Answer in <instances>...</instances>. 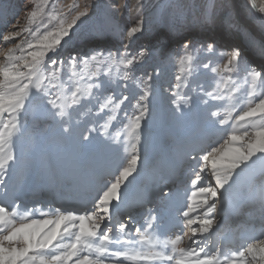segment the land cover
Listing matches in <instances>:
<instances>
[{
    "label": "rangeland",
    "instance_id": "obj_1",
    "mask_svg": "<svg viewBox=\"0 0 264 264\" xmlns=\"http://www.w3.org/2000/svg\"><path fill=\"white\" fill-rule=\"evenodd\" d=\"M141 3L143 8L138 14L137 0H47V3L45 0H0V62H4L7 49L15 44L26 48L27 41L34 39L33 33L39 36L58 25L59 19L70 21L78 12L86 11L87 15L77 22L70 37L65 38L67 42L59 46L56 55L66 62L62 72L67 69L69 57L75 54L77 70L85 80L87 74L99 71L107 73V77L102 78L122 85L121 77L126 70L118 62L104 61L98 66L93 61L85 67L79 60L94 52L98 45L106 51H122L127 43L123 30L135 24L138 18L144 20L145 31L133 38L131 53L135 54L141 48L148 49L144 61L134 66V78L146 80L152 76V111L144 128L139 175L134 173L135 180L122 188L125 202L120 206L114 223H129L132 226L130 234L135 236L134 228L146 225L149 222L147 214L152 212L158 217L157 223L162 225L161 239L174 238L181 234V225L182 231H187L186 218L182 213L188 209L189 197L195 187L214 183L209 175H205L197 186L192 185L198 168L187 154L217 146L227 138L235 117L247 108L251 71L264 73V51L258 43H264V30L250 6L255 5L264 23V13L259 11L264 7V0H141ZM38 7L43 8V16L29 23V13ZM52 15L57 19L49 22ZM219 20L226 21L217 27L215 21ZM239 25L244 30L236 32ZM101 26L105 28L102 37L98 32ZM15 32H20V35L9 41L3 40L4 35ZM246 32H251V35L248 37ZM185 41L189 42L187 52L183 48ZM209 44L213 45L212 50H208ZM236 48L241 51L239 70L229 74L223 71L225 59ZM187 55L193 57L191 76L187 71L181 72L180 57ZM205 64L209 67H203ZM213 68L217 71L213 72ZM177 75L182 76L181 81L175 79ZM230 75L232 79L228 78ZM128 83L130 90H137L131 81ZM177 84L179 88H176ZM67 87L74 90V83L68 82ZM112 87L119 95L121 89L115 84ZM172 91L194 99L210 91L226 99L210 101L212 111L220 113L219 117H212L215 123L210 125L206 121L208 113L202 107H193L191 111L185 109L183 114L173 109ZM256 91L264 92V85L259 81ZM98 107L89 105L94 113ZM105 112L108 115L98 113L102 117L101 124L112 114L110 109H105ZM125 112L131 117L135 109L122 105L116 112L117 118L107 129L110 136L99 137L87 150L81 148L79 133L86 134V129L96 126L95 114L90 116L86 110L74 113L75 136L68 137L50 116L37 117L34 110L30 112L22 121L25 128L17 142L18 162L3 177L8 187L0 186V201L12 204L13 198L20 197L28 205H59L75 209L74 204L80 202L76 211L91 208L95 189L104 180H110L109 173L115 171L116 164L130 155V146L126 153L120 135L126 131ZM229 113V123L220 125L219 119L227 118ZM206 133L208 137H205ZM92 135L95 137L96 133ZM261 168L258 163L253 175H245L226 205L223 200L217 203V224L212 233L206 234L205 243L210 250L215 251L219 246L224 254L231 256L233 251L264 237V215L260 211V195L264 188ZM25 176L26 182L23 181ZM146 190L149 193L147 198ZM135 209L139 210L138 214L132 216ZM203 211L194 208L191 215L195 217ZM188 242L186 237L185 243Z\"/></svg>",
    "mask_w": 264,
    "mask_h": 264
},
{
    "label": "snow or ice",
    "instance_id": "obj_2",
    "mask_svg": "<svg viewBox=\"0 0 264 264\" xmlns=\"http://www.w3.org/2000/svg\"><path fill=\"white\" fill-rule=\"evenodd\" d=\"M142 8L141 0H137L138 14ZM43 11L42 7L31 11L29 23L42 17ZM259 11L264 13V7ZM86 15V11L78 12L70 21L59 19L58 25L39 36L33 33L34 39L27 41L26 48L15 44L7 49L4 62H0V186L5 189L8 187L3 177L18 162L17 142L25 128L22 121L33 110L37 117L50 116L68 137L75 136L72 123L74 113L86 110L90 116L95 114L96 126L86 129V134L79 133L81 148L87 150L99 137L110 136L107 129L117 118L116 112L121 110L122 105H130L135 112L131 117H128L127 112L124 113L126 131L120 134L126 153L130 146V155L116 164L115 171L109 173L112 177L110 180H104L95 189L92 207L83 211L59 205H28L20 197L13 198L12 204L0 201V264H264V237L233 251L231 256L224 254L219 246L212 251L205 243L206 234L212 233L217 224V203L223 200L226 205L245 175L255 173L258 163L264 174V92L256 91L257 81L264 85V73L251 71L247 108L235 117L227 138L217 146L187 154L198 168L192 185L197 186L205 175L214 181L207 186L195 187L191 193L188 209L182 213L188 231L183 232L181 225V234L161 239L159 233L162 225L157 223L156 215L148 212L149 222L144 226H136L133 236L130 234L132 226L114 221L119 215L120 206L125 202L122 188L135 180L134 173L139 175L144 128L152 111V76L146 80L134 78V66L144 61L148 49L141 48L137 53H131L133 38L145 31L144 20L138 18L135 24L123 30L127 43L123 45L122 51H106L98 45L94 52L79 60L85 67L93 61L98 66L104 61L118 62L126 70L121 77L124 81L121 85L117 81L102 78L107 77V73L101 74L99 71L87 74L85 80L77 70L78 58L75 54L69 57L67 69L62 72L66 62L56 55L59 46L67 42L65 38L70 37L77 22ZM56 19L57 16L52 15L49 22ZM98 32L102 37L105 28L101 26ZM19 35L20 32L4 35L3 40L9 41ZM258 43L264 51V43ZM183 48L187 52L188 41L184 42ZM212 48L213 45L209 44L208 50ZM240 60L241 51L236 48L224 64L223 71L229 74L237 72ZM180 64L181 72L187 71L191 76L193 57L181 56ZM185 64L186 68L183 67ZM203 67L208 68L209 65ZM212 71L216 72L217 69L213 68ZM228 78L232 79L231 75ZM175 79L181 81L182 76L177 75ZM128 81L137 90H130ZM68 82L74 83V90L67 87ZM113 84L121 89L119 95H116ZM179 87L177 84L176 88ZM201 91L204 90L201 88ZM225 99V96L210 91L195 99L189 95H179L176 91L171 92L173 109L183 114L185 109L191 111L193 107H202L208 113L206 121L210 125L215 123L212 117L220 115L219 111H212L210 101ZM89 105L99 107L94 113ZM105 109H110L112 114L101 124L102 117L98 113L108 115ZM230 119L231 113L227 118L219 119L218 123L226 125ZM94 132L95 137L92 135ZM23 181H27L26 176ZM161 191L164 192L163 189ZM148 195L146 190L145 198ZM194 208L204 211L193 217L191 213ZM260 211L264 215V188L260 195ZM128 219L131 220V217ZM125 229H128V233H125ZM186 237L188 243H185Z\"/></svg>",
    "mask_w": 264,
    "mask_h": 264
},
{
    "label": "bare ground",
    "instance_id": "obj_3",
    "mask_svg": "<svg viewBox=\"0 0 264 264\" xmlns=\"http://www.w3.org/2000/svg\"><path fill=\"white\" fill-rule=\"evenodd\" d=\"M225 17H223V18H221V19H224ZM218 20V19H217ZM225 21L226 20H219V21H215V24L217 25V27H220V24H223V23H225ZM236 28H240L239 30H237L236 32H239V31H243L244 29L242 28V26L241 25H239L238 27H236ZM246 35L249 37L250 35H251V32H246ZM228 57V56H227ZM224 58H226L225 56H224ZM227 59L228 58H226L225 60L227 61ZM205 137H208V134L206 133L205 134ZM151 196V195H150ZM77 203V204H76ZM74 205H75V209H78L79 207H80V205H81V203L80 202H76ZM73 205V206H74ZM80 210V209H79ZM138 211L139 210H137V209H135V211H134V213L132 214V216H136V214H138ZM126 221V220H125ZM129 224V223H128ZM130 225V224H129ZM185 226H186V230L188 231V226H187V224H185ZM127 230L128 229H125V233H127ZM186 231V232H187ZM121 235H123V234H121Z\"/></svg>",
    "mask_w": 264,
    "mask_h": 264
},
{
    "label": "water",
    "instance_id": "obj_4",
    "mask_svg": "<svg viewBox=\"0 0 264 264\" xmlns=\"http://www.w3.org/2000/svg\"><path fill=\"white\" fill-rule=\"evenodd\" d=\"M251 10L253 11L254 15L256 16L257 20H258V23L260 25V27L264 30V23L261 21V18L259 16V14L257 13L255 7H253V5L251 4Z\"/></svg>",
    "mask_w": 264,
    "mask_h": 264
}]
</instances>
